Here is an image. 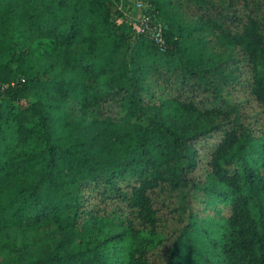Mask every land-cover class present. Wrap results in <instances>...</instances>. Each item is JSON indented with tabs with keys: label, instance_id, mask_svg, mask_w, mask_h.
Returning a JSON list of instances; mask_svg holds the SVG:
<instances>
[{
	"label": "trees",
	"instance_id": "1",
	"mask_svg": "<svg viewBox=\"0 0 264 264\" xmlns=\"http://www.w3.org/2000/svg\"><path fill=\"white\" fill-rule=\"evenodd\" d=\"M119 1L0 0V264H264V0Z\"/></svg>",
	"mask_w": 264,
	"mask_h": 264
},
{
	"label": "built area",
	"instance_id": "2",
	"mask_svg": "<svg viewBox=\"0 0 264 264\" xmlns=\"http://www.w3.org/2000/svg\"><path fill=\"white\" fill-rule=\"evenodd\" d=\"M134 8L136 13L125 14L129 22H135L139 32L146 34L159 47L160 50L167 48L166 41L163 37L164 25L148 12V4L143 0H136ZM13 84V83H12ZM7 88L6 84L0 86V97Z\"/></svg>",
	"mask_w": 264,
	"mask_h": 264
},
{
	"label": "rangeland",
	"instance_id": "3",
	"mask_svg": "<svg viewBox=\"0 0 264 264\" xmlns=\"http://www.w3.org/2000/svg\"><path fill=\"white\" fill-rule=\"evenodd\" d=\"M120 8L123 9L124 13L132 14L136 13L134 8L136 0H120ZM245 78V76L239 77V82L232 81L233 83L229 86L228 90L224 93V97L231 103L239 102L240 110L252 118L253 115H256L257 119H261L262 114L260 112V108L258 104L254 101V99L249 96L247 91L242 86L241 81ZM164 251V250H163ZM3 254H0V259H2Z\"/></svg>",
	"mask_w": 264,
	"mask_h": 264
}]
</instances>
